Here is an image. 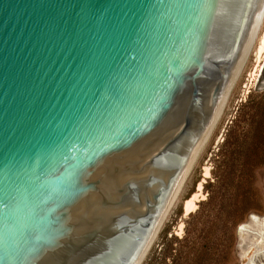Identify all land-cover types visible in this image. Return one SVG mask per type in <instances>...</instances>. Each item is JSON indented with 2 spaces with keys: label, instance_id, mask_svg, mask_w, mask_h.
Returning a JSON list of instances; mask_svg holds the SVG:
<instances>
[{
  "label": "water",
  "instance_id": "95a60500",
  "mask_svg": "<svg viewBox=\"0 0 264 264\" xmlns=\"http://www.w3.org/2000/svg\"><path fill=\"white\" fill-rule=\"evenodd\" d=\"M263 7L0 0V264H130Z\"/></svg>",
  "mask_w": 264,
  "mask_h": 264
},
{
  "label": "rangeland",
  "instance_id": "374dc122",
  "mask_svg": "<svg viewBox=\"0 0 264 264\" xmlns=\"http://www.w3.org/2000/svg\"><path fill=\"white\" fill-rule=\"evenodd\" d=\"M263 30L139 264H264Z\"/></svg>",
  "mask_w": 264,
  "mask_h": 264
},
{
  "label": "bare ground",
  "instance_id": "6f19581e",
  "mask_svg": "<svg viewBox=\"0 0 264 264\" xmlns=\"http://www.w3.org/2000/svg\"><path fill=\"white\" fill-rule=\"evenodd\" d=\"M264 18V7L251 31V34L246 42V45L241 53V56L236 64V67L230 77V80L225 88V91L220 99V102L214 112V115H213V119H211V122L204 134V137L200 143V145L198 146L197 150L195 151V155L194 157H196L197 153L200 151V149L202 148V146L204 145L212 127L214 126L215 122L217 121V118L219 117L220 113H221V110L222 108L224 107V104H225V101L234 85V82L235 80L237 79V76L239 75L240 71H241V68L245 62V59L246 57L248 56L249 52H250V48L252 47V44L256 38V36L259 34L258 31L261 27V24H262V20ZM264 49V30L263 32L261 33V40L259 42V45H258V48H257V57L258 59L260 60V57H261V52L263 51ZM194 160V158H193ZM189 170V168H188ZM207 173V171L205 172ZM186 174H188L187 172H185L181 178V180H179V182L177 183L176 185V188H175V191L169 196V198H167L166 202H165V205L163 206V208L159 211L156 219L154 220L153 224H152V229L151 231L149 232L148 236L146 237L145 240H143L144 242L141 244L140 248L138 249V251L136 252V254L134 255L132 261L130 264H135L136 261H137V258L141 255V253L145 250V247H146V243H151L153 238L155 237V233H157L156 231H158L161 223H162V220L164 219L165 217V214L167 213V211L169 210V208L171 207V204L173 202V200L175 199V196L176 194L178 193V191L180 190V187L183 183V180H184V177L186 176ZM201 189V183H199L197 185V190L196 192H194L192 194V196L190 198H187L185 201H184V204H183V209H184V214H189L190 212H192L195 207H196V200L199 198V194L198 192L200 191ZM201 195V194H200ZM155 228V230H154ZM154 230V231H153ZM154 232V234H153ZM153 236V237H152ZM148 245V244H147ZM144 257V256H143ZM142 260V259H141ZM141 262V261H140ZM139 262V263H140Z\"/></svg>",
  "mask_w": 264,
  "mask_h": 264
}]
</instances>
